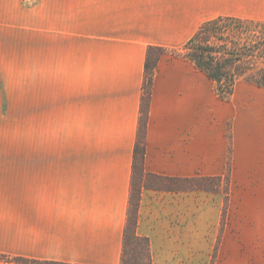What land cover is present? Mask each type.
Returning a JSON list of instances; mask_svg holds the SVG:
<instances>
[{"label":"crops","instance_id":"1","mask_svg":"<svg viewBox=\"0 0 264 264\" xmlns=\"http://www.w3.org/2000/svg\"><path fill=\"white\" fill-rule=\"evenodd\" d=\"M33 9L32 142L0 146V255L121 264L148 48L182 46L218 16L264 21V0H35ZM235 95L222 99L190 59L161 55L137 225L152 264H264V87L240 80ZM230 118L232 193L188 194L187 178L225 169Z\"/></svg>","mask_w":264,"mask_h":264},{"label":"trees","instance_id":"2","mask_svg":"<svg viewBox=\"0 0 264 264\" xmlns=\"http://www.w3.org/2000/svg\"><path fill=\"white\" fill-rule=\"evenodd\" d=\"M246 22L254 23L257 29H261L263 36L259 40L250 38L246 45L245 43L242 45L238 29ZM182 48L185 52L180 55L194 62L213 80L216 91L222 99H228L232 95L235 85L240 80L264 87V22L261 20L218 16L204 22ZM167 51L164 47L150 46L147 52L138 140L135 147L133 186L124 232L121 264H152L149 238L137 233L138 208L141 184L146 175L144 170L145 139L151 89L158 61ZM138 176L139 182L137 183ZM132 259L134 262L131 261ZM0 260L25 264H71L18 257L8 258L4 255L0 256Z\"/></svg>","mask_w":264,"mask_h":264},{"label":"rangeland","instance_id":"3","mask_svg":"<svg viewBox=\"0 0 264 264\" xmlns=\"http://www.w3.org/2000/svg\"><path fill=\"white\" fill-rule=\"evenodd\" d=\"M34 4L35 0H0V102L6 105L0 107V114L8 117L7 122L0 123V146L16 147L23 144V142H26V145L32 142L34 119ZM242 25L243 27L238 29L241 36L239 40L243 42L242 45L244 43L246 45L247 40H250V38L259 40L263 36L261 29H257L254 23L246 22ZM183 46L184 44L175 48H167V52L173 55L183 54L185 52ZM232 98L234 101L239 99L237 96L231 95L228 100H232ZM232 128L233 122L230 118L225 132L229 141L225 169L221 173L210 176L187 178L185 189L188 194L232 193V146L235 138ZM244 172L246 177L249 175L252 180L257 178L258 171L256 167L246 166ZM157 179L163 180L153 174L148 177L150 181H156ZM136 182H139V176L136 178ZM131 261L134 262V259Z\"/></svg>","mask_w":264,"mask_h":264}]
</instances>
